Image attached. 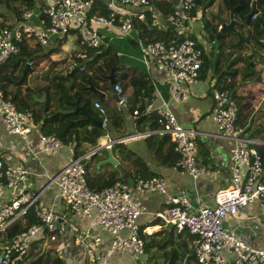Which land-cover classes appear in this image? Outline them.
Wrapping results in <instances>:
<instances>
[{"label": "built area", "instance_id": "2783aa9c", "mask_svg": "<svg viewBox=\"0 0 264 264\" xmlns=\"http://www.w3.org/2000/svg\"><path fill=\"white\" fill-rule=\"evenodd\" d=\"M46 1L47 4L36 14L33 10L24 9L21 20L10 27L0 25V64L17 52V43L24 38H32L40 47H44L52 39L68 33L77 39L80 48L77 56L86 58V48H97L105 31L112 30L119 37L136 34L134 20L144 21V8L148 5V0H101L106 12L100 13L98 9L91 12L96 0ZM195 7L196 0H179L178 8L164 15L166 25L174 32L169 39H136L140 60L145 68L153 65L163 74L170 97L180 101L187 96L186 87L198 80L201 66L202 51L188 28L190 13ZM34 14L37 25L31 23ZM254 16L255 13L251 15ZM261 80L264 84V75ZM113 89L117 93L113 104L115 108L122 109L127 104V95L117 82L113 84ZM210 94L213 101L211 119L217 130L232 141L228 150L229 180L225 186L214 191L211 205L200 203L194 195L190 198V193L184 187L171 188L167 178L161 174L137 177L130 184L114 177L107 185L91 188L82 158L97 149L94 148L81 157L69 159L53 174L45 173V185L54 184L55 197L66 207L65 212L57 213L39 202L43 187L23 190L6 197L4 188L22 184L29 170L18 161L0 158V231L11 222L21 219L27 211H31L36 219L35 223L15 234L8 244L0 245V264H18L30 249L32 241L52 240L55 234L65 232L71 225L66 213L91 220L98 230L92 236L94 243L100 241V233L110 236L107 245L94 247V264H110L114 253H127L139 258L144 255V240L138 224V217L146 212L139 198L143 192H155L161 197L160 208L153 213L155 218L172 226L176 232L185 230L193 235L191 264H264V242L253 247L233 230V227L240 228L242 224L235 222L232 227L228 226V220L238 219L241 209L255 206L258 212L264 211L263 160L253 139L245 135L235 123L237 104L234 98L228 91L215 87L210 89ZM92 104L102 125H105V107L97 100ZM151 110L157 117L159 132L169 137L173 150L179 155L172 167L192 178L203 173L204 167L197 164L192 152L196 130L180 125L164 101L157 105L145 103L142 113L147 114ZM131 112L137 114L135 109ZM33 124L31 112L18 110L3 97L0 89L2 129L27 140ZM151 132L147 130L141 134L148 135ZM135 135L138 134L111 138L103 147L109 148L111 144ZM62 146L61 140L53 134H40L35 145L36 152L47 153H54ZM243 227L256 234L258 223L251 220L249 223L244 222ZM138 262L156 264L145 258L138 259Z\"/></svg>", "mask_w": 264, "mask_h": 264}, {"label": "crops", "instance_id": "0c3cea01", "mask_svg": "<svg viewBox=\"0 0 264 264\" xmlns=\"http://www.w3.org/2000/svg\"><path fill=\"white\" fill-rule=\"evenodd\" d=\"M178 1L148 0L145 10L149 11L156 29L164 28V15L176 10ZM205 1L200 0L197 2L188 19L191 37L202 51V57L198 80L196 83L189 84L186 87L187 96L182 101L170 97L164 75L155 69L153 65H150L148 69L145 68L140 60L139 49L134 48L128 37L115 36L112 30L105 31L106 34L104 35V37L110 38L108 44L111 45V50H114L117 55L125 57L123 60L127 65H136L150 75L154 88L151 104L157 105L161 101L166 102L180 125L196 130L192 152L197 164L204 167L203 173L196 178H192L187 173L179 171L172 166H164L157 163L151 150L145 144L144 139L147 134L143 135L141 133L151 130L152 134H159V128L150 129L148 127L149 122L137 123L136 115L131 112L129 101L122 109L115 108L114 99L110 96L111 93L107 81L103 78L106 82L97 80L93 86L103 94L102 96L99 95L100 100L98 102L106 109L107 123L101 126V133L96 138H93L89 149L78 156L81 157L91 149L97 148L88 156L82 158L86 164L87 176L93 177L92 180L96 176L112 172L114 177H119L130 184L138 177H134L132 172L133 163L125 156V152L128 151L129 153L130 151L144 161L150 171L165 176L171 188L184 187L190 193V198L194 195L200 203L211 205L214 191L228 183L230 165L228 150L232 144L228 137L223 136L217 130L210 116L213 105L210 89L214 87H225L226 91L234 98L237 104L236 125L242 128L245 135L253 139L257 148L264 154V130L259 128L264 124V84L261 80L264 75V59L260 60L256 65L254 72L244 73L241 68L242 63L234 64L233 58L235 55L227 44L223 43L225 42L224 40L215 38V29L212 25L214 19L208 15L209 11L215 12L216 3H220V14L227 19V8L224 7L220 0H212V3L207 6ZM46 4V0H34L35 9L33 12L36 14ZM170 9L173 10L170 11ZM35 14L31 17L33 25H37ZM259 33V36L264 35L262 32ZM69 34L65 35L59 50L49 54L51 59H67L73 53L77 56V51L79 50L77 39L72 33V38L67 39ZM131 37L135 39L136 36L132 33ZM24 39L26 46L33 48L35 41L32 38ZM56 39L58 38L52 39L44 48L47 50L55 46ZM260 50L264 51V45ZM44 52H34V54H43ZM44 60L42 59L38 62V67L41 66ZM71 63L69 62L66 67L61 65L59 72L67 71L71 67ZM115 73H117L116 70ZM128 92L129 87L125 88V94H128ZM84 98L83 100H85ZM93 100L95 99H90L92 113L88 112L99 119L92 104ZM143 101L146 102L145 99ZM78 119L86 120L83 119V116L78 117ZM86 127L88 129L89 125ZM131 133H137L138 135L115 142L109 148L103 147L107 140L124 137ZM39 135L37 124L32 125L27 140H23L16 134L5 132L0 125V158L4 161H18L29 170L26 180L22 184L19 183L12 187L4 188V195L11 197L23 190L43 187L39 202L57 213H63L66 207L55 197L56 188L54 184L45 185L47 183L45 173L53 174L61 165L72 158L71 145H63L62 148L54 153L36 152L35 145ZM30 147H32L31 150H29ZM106 149L109 150L110 155L116 160L115 164L110 162L97 164L100 159L105 157ZM32 151H35L36 154H33ZM262 160L264 168V158ZM208 165L213 166V168H208ZM139 198L146 209V212L138 217L140 234L144 242L148 241L150 243L141 258H145L151 263H166L168 254L173 249L175 250V262L184 264L186 257L190 255L189 250L192 251L190 234L184 231L178 233L171 226L163 224L153 216V213L161 205V197L157 193L143 192L139 194ZM66 215L71 225L66 228L65 232L55 234L52 240L37 243L49 244L50 255L60 257L63 260V264H94L92 260L94 247L100 248L107 245L110 236L100 233V241L94 243L92 236L98 230L91 220L70 213H66ZM237 217L238 219L228 220V226L232 227L235 222H239L242 226L240 228L233 227L235 233L247 244L253 247L260 246L264 242V215H259L257 208L250 206L249 208L241 209ZM251 220L258 223L256 234H252L247 228L243 227L244 222L249 223ZM52 241L54 242L52 243ZM138 259L140 258L127 253H114L111 256L110 264H139ZM191 262L192 260H188L189 264Z\"/></svg>", "mask_w": 264, "mask_h": 264}, {"label": "trees", "instance_id": "16d2710c", "mask_svg": "<svg viewBox=\"0 0 264 264\" xmlns=\"http://www.w3.org/2000/svg\"><path fill=\"white\" fill-rule=\"evenodd\" d=\"M0 1L3 3L5 9L14 15L12 23H3V20L0 22V25L6 24L8 27L12 26L13 22L21 20V12L24 9H35L34 0ZM198 1L200 0H196V2ZM211 1L212 0H209L208 4H210ZM226 1L227 0H220L224 7L227 8ZM229 1L233 6H236L234 9V15L237 18L242 19L243 14L249 9V3L251 0ZM95 9H98L100 13L106 12L105 8H103V2L101 0L95 1L91 12H94ZM172 10L173 9H170V11ZM253 13H255V18L251 19V15ZM0 16L6 17L2 13H0ZM40 16L43 17V14L40 13ZM151 21L152 17L147 10H145L144 21L134 20L136 27L135 36L137 39H140L141 41L167 40L173 36L174 32L172 28L169 27V25H166L165 21L163 23L164 28L159 29H156L154 24H149ZM248 22L251 24L255 32L260 34V31L258 30L259 26L264 27V0H254V11L250 14ZM123 37H128L134 48H138L136 37L135 39L131 36ZM64 39L65 35L56 39V45L48 48L43 54H34V52L41 48L38 44L34 48H29L26 46L25 41L21 40L17 43V52L0 64V89L3 97L10 100L18 110L31 112L32 121L34 124L38 125L40 134H53L61 140L63 145H71L72 158H77L84 151H87L93 142V138H96L101 133L102 128L88 119H78V117L83 116V114L79 111L69 112L68 109L72 107L71 101L78 95L79 100L85 101L88 111L92 113L90 99L98 101L100 100V96L90 91L81 90V86L86 84V78L90 80L92 85L95 84L97 80L106 82L103 79L104 74L108 73L109 67L111 66H113L114 70L117 72L116 82L120 84L122 92L125 93V88L129 87V92L126 94L127 103L129 101L131 109L136 110V122L139 124L149 122L148 127L150 129L159 128L157 117L152 110L147 114L142 113L145 103L151 102L152 92L154 89L152 78L146 71L138 68V66L127 65L123 60L125 57H121L117 55L114 50H111V45L108 44L110 38L108 37H102V41L97 48H86V58L81 59L78 56H74L72 58V64L74 65L77 63L78 68L72 75L73 81L70 86L68 85L70 78L53 77L50 75V77H47V83L43 86V89L46 92L45 100L41 103L33 100L29 93L35 91L28 86H23V88H21L22 81L18 80L24 62H28L29 64L28 71L39 70L40 66L38 67V62L42 59L49 60V54L57 52ZM53 65L54 63L52 62L51 67H53ZM102 67H104L103 70ZM76 79L78 80L76 81ZM219 89L226 90L225 87H220ZM84 94L85 96H83ZM83 98L85 100H83ZM144 99L146 102L143 101ZM52 101L55 102L54 106L51 104ZM88 125L89 128L87 129L86 126ZM144 140L157 163L164 166H173L179 155L173 150L172 142L166 134L151 133L147 135ZM257 150L260 156L264 158V154L261 150H259V148H257ZM125 156L131 160V163H133L132 172L134 177H147L152 174H156L150 171L144 161L132 152H125ZM130 156H132V158H130ZM83 164L86 168V164L84 162ZM210 167L211 165H208V168ZM211 168H213V166ZM113 178L114 174L112 172H108L102 176H96L94 180H92L93 177L87 176L86 173V179L89 187L91 188H100L107 185ZM35 222L36 219L33 213L31 211H27L21 219L11 222L0 231V245L8 244L15 234ZM184 232L186 231L184 230ZM190 236L192 240L193 235L190 234ZM40 241V239L32 241L28 252L23 256L22 260H19L17 263L63 264L60 257L57 255H50L48 250L44 249L43 243H37ZM149 245L150 243L148 241L144 242V250L147 249ZM174 251L175 250L173 249L170 250L166 264H181V262H175ZM190 251L191 250H189L190 255L186 257L184 264H189L188 260L190 261L193 259V253Z\"/></svg>", "mask_w": 264, "mask_h": 264}, {"label": "water", "instance_id": "95a60500", "mask_svg": "<svg viewBox=\"0 0 264 264\" xmlns=\"http://www.w3.org/2000/svg\"><path fill=\"white\" fill-rule=\"evenodd\" d=\"M209 0L205 1L206 6L210 5L207 4ZM227 3V19L222 17L220 14L221 4L216 3V11L212 12L209 11L208 15L214 19L212 25L215 29V38L222 39L227 44L228 48L232 50V53L235 55L233 61L234 64H241V68L243 69L244 73L246 72H254L256 65L260 62V60L264 59V51H261L260 48L264 45V36L260 37L259 34L255 32V30L250 26L248 20L250 14L254 11V0H251L249 3V9L247 12L243 14L242 19L237 18L234 15V9L236 6H233L229 0L226 1ZM258 30L264 34V27L259 26ZM260 46V47H259ZM231 56V55H230ZM29 64L28 62H24V65L21 69V74L18 78L19 81H22L28 71ZM78 65L74 64L71 68L66 72H59L53 73V77H72V75L77 70ZM49 66L45 67L40 76L44 73L48 72ZM104 79L107 81L108 87L110 89V96L113 99H117V93L113 89V84L116 83V73L114 67H109V71L106 75H104ZM78 80V79H77ZM76 80V81H77ZM72 81H69L68 85L70 86ZM81 90L83 91H90L95 93L96 95L102 96V92L98 91L90 82L88 78H86V84L81 86ZM33 100L37 102H43L46 98V92L44 89H40V95L37 96L33 92L29 93ZM85 95V94H84ZM83 95V96H84ZM72 107L68 109V111H79L83 114V119H88L95 123L98 126L102 125L100 119L96 118L95 116L91 115L85 106V101H80L79 96H75V98L71 101ZM260 129L264 130V124L259 127ZM105 157L100 159L97 164L103 162H111L113 164L116 163V160L110 155L108 149L105 150Z\"/></svg>", "mask_w": 264, "mask_h": 264}, {"label": "rangeland", "instance_id": "374dc122", "mask_svg": "<svg viewBox=\"0 0 264 264\" xmlns=\"http://www.w3.org/2000/svg\"><path fill=\"white\" fill-rule=\"evenodd\" d=\"M0 13H2V14H4L6 17H1L0 16V22H2V20H3V22L4 23H12V19L14 18V15L10 12V11H8L7 9H5V7H4V5H3V3L0 1ZM4 25H6V24H4ZM72 38V34L70 33L69 35H68V37H67V39H71ZM36 45H37V43H35L34 44V46H33V48L34 47H36ZM46 49L44 48V47H42V48H40L38 51H36V52H44ZM80 51V48H79V50L77 51V52H79ZM53 56V55H52ZM75 56V54L73 53V54H71L70 56H68L67 57V59H65V58H50L49 57V60H47V59H45L44 61H43V63L41 64V66H40V68H39V70H32V71H29V73H27L26 75H25V77H24V79L22 80V85H21V88H23V85L24 84H26L29 88H32V87H34V85H33V78L34 77H37L38 75H39V72L42 70L41 68H43V67H47V66H49V71L48 72H46V73H44L43 75H41L42 77H41V79L39 78L38 79V82H39V84H41V85H44V84H46L47 83V74L48 73H51V71H52V74L53 73H59V70H60V66L61 65H65V67L67 66V64L69 63V62H72L73 61V57ZM71 60V61H70ZM54 63V65H53V67H51V63ZM72 64V63H71ZM64 68V67H63ZM104 69V67H102V70ZM105 72V71H104ZM52 74H50V75H52ZM38 77H40V76H38ZM46 77V78H45ZM50 77V76H49ZM34 80H35V78H34ZM34 94H37L36 92H33ZM39 103H41V102H39ZM54 104H55V102H53L52 101V105L54 106ZM106 138V137H105ZM111 163V162H110ZM259 215H264V211H260L259 212ZM55 241V240H54ZM54 241H52V243L54 242ZM50 247H49V244H44V249H47L48 250V252L49 251H51V249H49ZM144 255H140V256H138L139 258H141V257H143ZM93 260V259H92ZM63 261V260H62ZM191 264V263H190Z\"/></svg>", "mask_w": 264, "mask_h": 264}, {"label": "flooded vegetation", "instance_id": "af4514ba", "mask_svg": "<svg viewBox=\"0 0 264 264\" xmlns=\"http://www.w3.org/2000/svg\"><path fill=\"white\" fill-rule=\"evenodd\" d=\"M250 26H251V24H250ZM262 36H264V35H261V37H262ZM44 68H45V67H44ZM44 68H43V69H44ZM43 69H42V70H43ZM42 70H41V71H42ZM41 71L39 72V75H38V76H40ZM48 71H49V70H48ZM50 74H52V71H51V73H48L46 77H49ZM38 76H37V77H34L35 80H34V78H33V85H34V87H32V89L37 93V94H36L37 96L40 95V89H41V88L43 89V86H44V85L39 84V82H38V79H39V78L41 79L42 76H40V77H38ZM68 78H70V77H68ZM76 80H77V79H76ZM69 81H73L72 77L69 79ZM22 84H23V83H22ZM23 86H27V85L24 84Z\"/></svg>", "mask_w": 264, "mask_h": 264}, {"label": "clouds", "instance_id": "9594fccd", "mask_svg": "<svg viewBox=\"0 0 264 264\" xmlns=\"http://www.w3.org/2000/svg\"><path fill=\"white\" fill-rule=\"evenodd\" d=\"M196 4H197V2H196ZM254 17H255V16H254ZM254 17H251V18H254ZM39 46H40V45H39ZM75 64H77V63H75ZM72 65H73V64H72ZM72 65H71V66H72ZM70 68H71V67H70ZM70 68H69V69H70ZM69 69H68V70H69ZM68 70H67V71H68ZM65 72H66V71H65ZM35 95H36V94H35ZM93 101H94V100H93ZM96 114H97V112H96ZM97 115H98V114H97ZM98 116H99V115H98ZM99 119H100V117H99ZM100 120H101V119H100ZM101 126H104V125H101Z\"/></svg>", "mask_w": 264, "mask_h": 264}]
</instances>
